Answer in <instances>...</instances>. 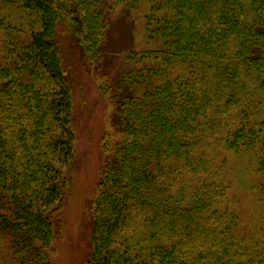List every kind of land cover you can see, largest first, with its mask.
Instances as JSON below:
<instances>
[{"label":"trees","instance_id":"16d2710c","mask_svg":"<svg viewBox=\"0 0 264 264\" xmlns=\"http://www.w3.org/2000/svg\"><path fill=\"white\" fill-rule=\"evenodd\" d=\"M122 11L142 46L101 74ZM76 57L108 109L85 264H264V0H0V264H52Z\"/></svg>","mask_w":264,"mask_h":264},{"label":"rangeland","instance_id":"374dc122","mask_svg":"<svg viewBox=\"0 0 264 264\" xmlns=\"http://www.w3.org/2000/svg\"><path fill=\"white\" fill-rule=\"evenodd\" d=\"M109 4L110 0H102ZM105 9V6H103ZM127 11L109 16V28L104 44L106 57L99 73L110 75V66L118 55L128 49L142 46L140 16ZM74 51V50H73ZM78 75L73 85L75 111L74 160L65 169L68 195L62 202L59 214L54 216L52 264H85L89 252L91 232L88 204L93 197L102 163L101 137L105 129L108 109L96 85L78 57L75 59ZM242 191V190H240ZM240 193V192H239ZM240 193L235 200L244 201ZM246 227L253 226L254 206L241 207ZM258 211V210H257Z\"/></svg>","mask_w":264,"mask_h":264}]
</instances>
